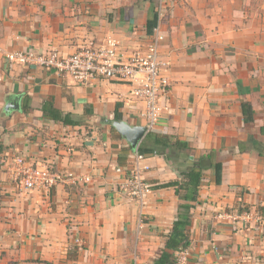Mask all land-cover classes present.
Masks as SVG:
<instances>
[{"label": "crops", "instance_id": "crops-1", "mask_svg": "<svg viewBox=\"0 0 264 264\" xmlns=\"http://www.w3.org/2000/svg\"><path fill=\"white\" fill-rule=\"evenodd\" d=\"M154 12L170 86L141 144L162 134L189 146L191 160L215 150L223 161L221 184L212 169L202 180L188 264H264V0H0V264H152L165 247L181 200L159 185L179 180L189 162L186 154L144 155L150 192L142 206L119 190L135 149L112 123L146 125L133 87L101 78L82 85L8 58L68 56L113 37L126 60L146 50ZM14 99L20 108L6 111ZM49 99L81 123L45 115ZM15 156L65 177L20 190ZM238 205L251 220L222 217Z\"/></svg>", "mask_w": 264, "mask_h": 264}, {"label": "built area", "instance_id": "built-area-1", "mask_svg": "<svg viewBox=\"0 0 264 264\" xmlns=\"http://www.w3.org/2000/svg\"><path fill=\"white\" fill-rule=\"evenodd\" d=\"M162 39L160 27L157 24L146 50L133 54L126 60L119 48V41L113 37H107L98 46L83 45L68 56H63L56 50H50L43 54L10 53L8 58L26 65L37 64L54 69L61 74L71 76L76 83L82 85L99 78L129 83L133 87V94L145 104L142 116L151 131L161 119L163 112L161 98L168 92L170 86V79L165 71L166 62L160 56ZM134 158L133 165L119 183V190L127 198L142 206L150 192V184L144 176V168L141 165L144 155L136 150ZM11 167L13 181L20 190L49 189L65 177L47 166L33 165L24 156H15ZM222 217L230 221H245L252 219V213L248 210L229 211L222 213ZM189 255V248L180 249L175 257V264H188Z\"/></svg>", "mask_w": 264, "mask_h": 264}, {"label": "trees", "instance_id": "trees-1", "mask_svg": "<svg viewBox=\"0 0 264 264\" xmlns=\"http://www.w3.org/2000/svg\"><path fill=\"white\" fill-rule=\"evenodd\" d=\"M157 21L158 12H154L148 21L149 32L153 31ZM42 110L44 114L51 119L61 121L64 124L77 125L81 123V121L76 119L73 115L64 114L57 109L54 106L53 101L50 99L44 101ZM243 110L245 112L246 121H252L253 110L251 105H245ZM149 137L152 138V145L149 147L147 142L141 144L137 149L139 154L150 155L166 153L167 159L170 161L173 159V153L176 155L186 154V158L189 162V164L186 165V168L180 170L181 178L179 180L159 185V187H174L181 201L176 220L174 221L173 228L168 235L165 247L152 264H175V252L182 248H186L190 244L188 226L191 224L192 210L195 207V203L198 201L201 183L206 171L212 169L215 182L221 184L223 161L216 159L217 152L215 150H211L199 158L191 160L190 147L182 143L180 140L177 139L174 141L168 136L153 134L152 132L149 134ZM242 210H248V207L238 205L233 211L238 212Z\"/></svg>", "mask_w": 264, "mask_h": 264}, {"label": "water", "instance_id": "water-1", "mask_svg": "<svg viewBox=\"0 0 264 264\" xmlns=\"http://www.w3.org/2000/svg\"><path fill=\"white\" fill-rule=\"evenodd\" d=\"M20 103L17 102V99L13 101L7 102V105L5 107L6 111H9L11 109H19ZM112 125L118 130V132L125 138V140L128 142V144L135 149V151L140 146L143 139L146 137V135L149 133V129L147 125H130L129 123L125 121H115L112 123Z\"/></svg>", "mask_w": 264, "mask_h": 264}]
</instances>
